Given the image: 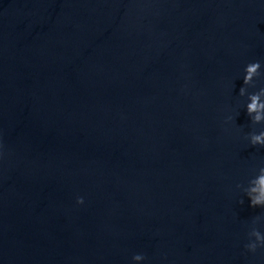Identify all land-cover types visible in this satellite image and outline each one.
<instances>
[{
    "label": "water",
    "instance_id": "95a60500",
    "mask_svg": "<svg viewBox=\"0 0 264 264\" xmlns=\"http://www.w3.org/2000/svg\"><path fill=\"white\" fill-rule=\"evenodd\" d=\"M0 264H264V0H0Z\"/></svg>",
    "mask_w": 264,
    "mask_h": 264
}]
</instances>
